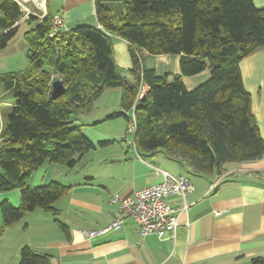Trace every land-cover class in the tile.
I'll list each match as a JSON object with an SVG mask.
<instances>
[{"label":"trees","instance_id":"16d2710c","mask_svg":"<svg viewBox=\"0 0 264 264\" xmlns=\"http://www.w3.org/2000/svg\"><path fill=\"white\" fill-rule=\"evenodd\" d=\"M94 1L98 26L81 24L49 37L54 15L48 10L24 35L27 68L0 74V88L13 97L0 129V192L19 190L21 198L18 206L1 202L0 236L37 209L59 215L56 203L72 187L54 180L31 185L41 167H75L88 152L112 142H94L78 123L107 88L122 89V110L108 119L129 122L135 106L134 144L142 156L164 151L203 175L264 157V138L240 67L264 47V8L254 0H119L116 7L115 0ZM20 16L14 0H0V51L16 38ZM115 36L129 44L133 84L116 63ZM144 50L180 55L181 72L157 75L145 66ZM208 68L205 82L186 88L185 76ZM55 79L65 85L60 95L52 89ZM141 83L148 89L139 99ZM18 264H50V256L24 245ZM252 264H264V256Z\"/></svg>","mask_w":264,"mask_h":264},{"label":"crops","instance_id":"0c3cea01","mask_svg":"<svg viewBox=\"0 0 264 264\" xmlns=\"http://www.w3.org/2000/svg\"><path fill=\"white\" fill-rule=\"evenodd\" d=\"M254 2L264 8V0ZM48 10L53 15H63L69 28L91 18L96 19L93 25H99L94 0H48ZM38 22L36 19L19 24L16 38L0 51V74L22 72L27 68L29 46L24 35ZM22 24L27 27L21 30ZM114 40L116 63L125 81L133 84L134 79L127 72L132 67L129 44L118 36ZM142 54L145 66L153 67L159 76L181 72L180 55H151L145 50ZM240 67L245 89L252 97V112L264 138V47L246 56ZM209 77L210 70L206 69L199 74L185 76L183 80L186 88L191 90ZM121 94L119 91L115 97L117 103H107L103 112L93 115L88 121L84 120V115L80 117L78 123L94 142L112 141L108 145H115L114 137L100 131L98 126L115 119L107 116L116 112L119 105L121 107ZM109 158L111 167L100 174L86 171L83 180L69 185L71 190L56 203L60 213L54 218L66 224L68 231L55 220L58 227L49 224L36 238L29 236L16 244L10 264L19 263L20 250L24 245L48 254L50 264H252V259L264 256V157L256 161L228 163L221 174L210 175L194 173L187 162L168 156L164 151L143 156L137 153L131 157L127 151H122ZM45 167L38 170L31 185L52 181H44ZM158 169L185 174L195 185V191L185 199L172 198L179 206L184 201L189 205L179 214L180 224L174 238L142 237L137 224L124 217L119 204L113 201L114 197L124 198L140 188L159 183L162 175ZM3 199L11 200L15 206L21 203L19 190L0 193V200ZM38 211L29 213L37 215ZM65 211L69 217L63 221L60 216ZM218 211L221 215L216 214ZM40 216V220L31 216L24 228L28 231L33 220H47L44 214ZM117 218H124L119 229L100 237H88V232L104 228Z\"/></svg>","mask_w":264,"mask_h":264},{"label":"built area","instance_id":"2783aa9c","mask_svg":"<svg viewBox=\"0 0 264 264\" xmlns=\"http://www.w3.org/2000/svg\"><path fill=\"white\" fill-rule=\"evenodd\" d=\"M20 7L21 16L15 25L29 21L32 17L41 21L48 12V0H14ZM53 27L49 37L68 30L66 20L61 14H54ZM148 86L141 83L140 99L147 91ZM131 117L128 130L133 133L136 129L135 106L128 111ZM162 175L159 183L152 184L134 191L124 197H114L113 201L119 204V210L124 217L131 218L138 226L142 237L155 235L160 239L174 238L179 226V214L189 207L184 201L182 206L172 201L173 197H185L195 191V185L185 174H173L167 170L158 169ZM214 185H212V188ZM221 215V212H216ZM124 218H117L108 226L88 232L90 239L103 236L113 229H119Z\"/></svg>","mask_w":264,"mask_h":264},{"label":"rangeland","instance_id":"374dc122","mask_svg":"<svg viewBox=\"0 0 264 264\" xmlns=\"http://www.w3.org/2000/svg\"><path fill=\"white\" fill-rule=\"evenodd\" d=\"M118 2L119 0H115L114 7L117 6ZM52 9H55V5H52ZM95 21L96 19L91 18L83 22L82 25H93L92 23H96ZM26 27L27 25L22 24L21 30ZM114 41L115 40L113 39V42ZM208 70H210V68H208ZM109 90L110 91H108L107 89V91H105V93L102 96H100L98 99L95 100L93 109L88 114H85L84 117L82 116L84 120L88 121L93 117V115L99 112H103L104 109H106L105 106L107 103L111 104L115 101L117 103L118 100L115 97L118 96L119 91L122 92V89L120 87H116V88H110ZM107 98H109V101H106ZM121 98H122V94H121ZM121 98L119 97V101H121ZM12 101H13L12 94L3 91L0 88V129L5 123L8 117V113L11 110ZM121 107L119 105L117 109L119 110ZM128 126H129V122L124 117H117L115 119L109 120L105 124L104 123L99 124L98 129L100 131L104 133L105 132L109 133L114 137V139L116 140L115 145L109 144L106 146H99L97 149L91 150L90 152L87 153V155L81 162H79L75 167L72 168H69L65 165L58 163H47L46 165H44V167L47 166L45 167L47 168V174L44 181L48 182L50 180H54L65 185L77 184L78 182L83 180V174L86 171L88 172L96 171V173L100 174L104 172L107 168L111 167L112 163L109 156H116L120 154V152L122 153V151H124V153L127 151L129 157L137 155L138 151L136 150L134 144V135L133 133L129 132ZM37 172L33 175V178L29 181V183H32L35 180V177L38 174ZM191 178L194 177L191 175ZM2 201H4V199L0 200V206ZM38 210H39L38 212L40 213H38L37 215H31V213H27L26 216L20 222H18L17 225L15 224L17 227L14 228V230H12L11 232L8 231V233L6 230L4 235L0 236V264H10L9 260H11L10 257H12L13 255V251L16 244L27 239L29 236H31L32 238H36L43 229L48 228L49 224L58 227V225L55 222L54 215L52 213L50 212L45 213V211H42L41 209ZM42 214H44L47 220H42V222L36 221V220H40L39 217H41L40 215ZM31 216H35L36 220H33L31 222L32 227L27 231L24 228V226L28 223L29 218ZM67 217L69 216L66 211L60 216L61 220L63 221L66 220ZM0 223H1V218H0Z\"/></svg>","mask_w":264,"mask_h":264},{"label":"water","instance_id":"95a60500","mask_svg":"<svg viewBox=\"0 0 264 264\" xmlns=\"http://www.w3.org/2000/svg\"><path fill=\"white\" fill-rule=\"evenodd\" d=\"M65 85L62 79H55L52 82V89L55 95H60L64 91Z\"/></svg>","mask_w":264,"mask_h":264}]
</instances>
